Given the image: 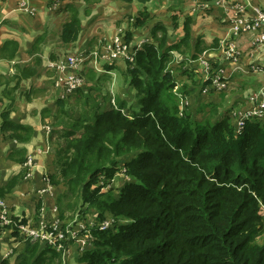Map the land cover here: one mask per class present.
Segmentation results:
<instances>
[{
	"label": "trees",
	"instance_id": "trees-1",
	"mask_svg": "<svg viewBox=\"0 0 264 264\" xmlns=\"http://www.w3.org/2000/svg\"><path fill=\"white\" fill-rule=\"evenodd\" d=\"M64 11L69 17L60 41L73 45L81 31L79 9L72 3ZM148 20L144 9L130 25L137 29ZM191 21L186 17L178 41L168 42L167 28L157 25L152 40L134 45L127 72L139 107L131 113L123 112L125 101L118 100L116 108L101 109L96 103L92 115L75 118L62 99L56 101L51 122L56 127L51 130L55 171L47 180L64 186L60 198H77L95 210L97 221L106 214L127 220L105 230L92 228L93 247L77 255L78 264H264V221L258 214L264 204V119H248L235 132L226 113L210 123L179 108L175 76L168 68L172 52L196 59L205 48L200 39L192 45ZM125 40L132 42L129 29ZM5 48H14V54L17 44L7 41ZM34 73L26 71L27 76ZM181 90L187 92L184 86ZM1 115V127L10 129L11 138L29 141L32 126L7 122L8 114ZM25 154L18 150L9 157L19 155L23 162ZM120 158L125 159L121 164ZM122 169L128 180L113 194L105 187ZM15 183L12 178L0 187V198ZM24 243L16 264H64L54 247L29 239ZM1 264L11 263L3 259Z\"/></svg>",
	"mask_w": 264,
	"mask_h": 264
},
{
	"label": "crops",
	"instance_id": "crops-1",
	"mask_svg": "<svg viewBox=\"0 0 264 264\" xmlns=\"http://www.w3.org/2000/svg\"><path fill=\"white\" fill-rule=\"evenodd\" d=\"M192 1L194 0H150L146 3L137 1L126 3L121 0H0V187L6 186L10 179L16 178L14 187L2 197L14 216L22 215L27 221L28 219L31 221L35 216L36 202L43 200L49 206L47 208L49 211L51 210L53 191L57 192L64 189L63 185L52 186L45 179L47 174L55 171L51 159L53 151L51 145L52 143L55 145L56 138L55 135L51 134V130L56 127L52 126L51 122L58 108L56 101L60 99L59 88L54 86H56V81L62 77L60 72L58 74L57 69L52 65H55V61L62 54L71 51L76 43L80 42L79 46L83 45L82 35L86 40V35L82 33L83 29H81L78 40L73 45H65L60 41L62 25L69 17L67 11H64L65 6L72 3L76 6L78 4H80V7L83 6L87 14L85 18L89 24L93 23L94 26H97L96 28H99L98 26L101 24L105 25V28H101L106 32L102 35L104 39L113 37V33L118 28L114 26L111 29L108 27L106 29V25L111 26L115 21V25L116 22L119 23L120 27H125V31L127 26L132 23L133 17L145 9L149 13L147 23L137 29L132 27L128 29L132 32V38L134 37L135 41L146 42L152 40L153 36L151 30L149 37L146 34L142 35L141 32L145 28L153 29L154 25L157 24L156 22L153 25L155 20L161 21L164 17L168 19L170 14L180 26L181 17L183 23L186 17L179 12L190 11V8L189 10L186 9L190 7ZM206 1L210 5V11L207 10L206 12H209L210 15L213 14L219 22V27L215 28H221L219 32L214 30L218 33L217 36L223 35L225 32L228 35L232 34L228 30L229 28L225 27V21L229 22L227 19L228 14L220 3L213 0ZM240 1L246 2V0ZM252 4L255 7L257 6L254 3ZM253 5H251V8H246V10L251 13ZM103 16L108 17L109 20H104ZM79 18L81 21L80 13ZM164 22L167 23L165 20ZM81 25L83 26V24ZM166 25L168 26V24ZM203 25L204 23L200 27ZM228 25L230 26L229 23ZM86 28H89V25ZM179 28H182L183 31V24ZM192 35L195 37L197 34L191 26V38ZM180 36L182 37L183 34H180ZM246 36L244 39L237 41L239 49H241V57L244 54L246 56L242 59L240 57L235 65L232 64L234 67L226 65L225 69L221 70L231 91L232 83L235 81L244 83L249 89L264 86V51L252 47L249 44L250 37ZM201 38H203V35ZM7 41L16 42L17 48L14 54H12L14 48L3 50V46ZM87 41L93 42L92 39ZM44 47L49 49L46 52L47 56ZM88 48L89 45L86 49ZM248 50L250 51L248 52ZM10 55L12 56L10 57ZM248 60H250V63H248ZM229 63L232 62L229 61ZM53 68L54 70H52ZM27 69H31L35 73L27 76ZM240 79H243L244 82ZM206 81L205 78L204 85L201 86V94L205 95L209 91L217 92L211 87L203 92V87L209 84L206 85ZM38 88L41 90L40 93ZM242 91L229 93L226 98L224 93H219L216 97L212 96L211 100H220L223 101V104L233 103L242 99L240 94ZM187 93H189L188 90L183 98L187 97ZM242 105H244L243 101ZM2 112L8 114L7 122L33 127L34 133L29 141H16L10 137V129H2ZM195 119L199 120L198 118ZM24 149L26 151L25 161H18L19 155L16 158L9 157L12 152ZM28 158H32V166L27 164ZM48 166L49 170H47ZM24 247V241H15L11 232H5L0 238V264L3 259L9 260L11 264H16ZM71 253L73 257H70V259L74 260L77 253L75 251Z\"/></svg>",
	"mask_w": 264,
	"mask_h": 264
},
{
	"label": "rangeland",
	"instance_id": "rangeland-1",
	"mask_svg": "<svg viewBox=\"0 0 264 264\" xmlns=\"http://www.w3.org/2000/svg\"><path fill=\"white\" fill-rule=\"evenodd\" d=\"M251 5L252 3L256 4L257 8L264 9V0H247ZM246 3V2H245ZM255 6V5H253ZM79 13L81 15V29L82 33H84L86 36V40L84 39V35H82V40H84V44L79 46V43H76L74 45V48H72L73 53L79 52L81 50H91L95 46H97L98 56L96 58L90 57V60H88L85 63V70H84V78H85V85L75 90L74 92L68 94L64 98L61 97L62 94H64V87H61L62 81L59 86H54L56 88H59L60 92V99L64 101V110L71 114L73 117H84V115H92L95 110L96 103L99 104L101 109H108V108H114V105L112 103L117 104L118 100L125 101V107L123 108V112L126 114L131 113L133 109H137L139 107L138 103V97H137V91L130 85V76L128 75L127 68V60H132V54L134 52V45H139V41H135L134 37L132 38L131 43H127L125 40V33L128 28L131 27L127 26L126 30L124 31V28L119 26V23L113 21V25L107 26L108 28H113L114 26H117V30L113 34L114 36L109 39H104L102 35H104V30L101 28H105L104 24L99 25V28H96L97 26H94L93 23H88L85 16L87 15L85 13L84 7L78 4ZM190 7H188L186 10H189ZM176 11V10H174ZM210 11V10H208ZM173 12V10H172ZM180 14H183L185 17H190L192 21L191 26L195 30V34H197L195 37L192 35L191 42H195L197 39H200L202 41V44L200 46H205L204 50L201 51L196 59H192L191 53L188 54H180L176 51L172 52L173 54V60L172 63L170 62L168 65V68H172L171 73L175 76L174 80H176L177 85L173 88V92H175L176 96V102L178 103L179 108H183L185 110H188L190 114L198 118L201 122H207V121H215L222 113L228 112L230 108L240 105V103L243 101L244 104H246V99H243V94H246L249 91V87H246L244 83H239V81H235L232 83V91L227 88L223 92H215V91H209L207 94L203 95L201 94V86L203 85V81L206 77H210L211 74H218L217 72L222 69H225L226 65H232L234 63H229L227 58H224L225 55V46L229 43H234L237 48H240L237 41L244 39L247 37L246 35H238V37H234L233 34H223L218 35L217 32H219V29L221 28H215L219 27V22L215 19L214 15L209 12L201 11V12H194L190 9V11H180ZM192 13V15H190ZM213 13V12H212ZM67 14V13H66ZM172 15L170 14V17L163 18L161 21H154L153 25L157 22L155 27L160 24L163 26H167V35H168V42H174L178 41L181 36L180 34H183L181 24L182 17L179 23L175 21ZM65 17V15H64ZM104 20H109L108 17L103 16ZM222 18V17H221ZM171 19V20H169ZM186 19V18H185ZM167 21V23L164 22ZM169 20V21H168ZM170 22V24H169ZM173 22H175L173 24ZM204 25L200 27L201 24ZM226 25L225 27L230 29V26L228 25V21H225ZM177 26L175 27V25ZM89 28H86L88 27ZM152 25V26H153ZM120 27V28H119ZM151 28V26H150ZM228 29V30H229ZM152 29L145 28L143 32H141L142 35H147L149 37V34H151ZM169 31V33H168ZM227 31V30H226ZM117 32V33H116ZM111 34V35H113ZM157 34H160V31H157ZM203 35V38H201ZM109 36V35H108ZM107 36V37H108ZM115 36L118 38V43L120 44H130L131 47H127L128 51L125 53L124 57L121 54H112L111 51L108 49L107 44H110V48L113 50H116L118 48V44L114 43ZM89 39H92V43L90 41H87ZM83 42V41H82ZM251 45V40L250 43ZM89 45V48L86 49V47ZM141 45V44H140ZM70 48V47H69ZM241 50V49H239ZM45 53L49 51L47 47H44ZM250 50H248L249 52ZM66 53V52H65ZM47 56V53H46ZM246 55L241 57H245ZM202 57V59L207 60L210 63L209 67H205L202 65L199 61V58ZM61 57L58 58V60ZM58 60L55 62L58 63ZM129 60V61H130ZM248 63H250V60H248ZM247 63V64H248ZM235 65V64H234ZM232 65L231 67H234ZM107 66H110V70L107 68ZM54 67V65H52ZM175 70H174V69ZM54 70V68L52 69ZM189 71V72H188ZM57 72L59 74V70L57 69ZM89 74V75H88ZM93 74V75H92ZM222 74V73H221ZM244 74V73H242ZM88 75V77H87ZM245 75V74H244ZM61 76V73H60ZM89 76H92L93 78L90 79ZM242 82H244L243 79ZM238 82V83H237ZM88 84V85H87ZM87 85V86H86ZM184 86L185 90L189 93H187V97H184V92L181 90V87ZM39 89V88H38ZM40 90V89H39ZM243 90L241 94V100L234 101L233 103H227L223 104V101L220 100H211L212 96H217L219 93H224V97L226 98L229 93H238L239 91ZM41 90L39 91V93ZM83 92V93H81ZM239 94V95H240ZM44 95V94H43ZM88 95V97H86ZM186 96V95H185ZM195 99V100H194ZM188 103V104H187ZM187 104V105H186ZM209 108V109H208ZM210 122V123H211ZM31 126V125H29ZM56 138V135H55ZM53 145V146H52ZM51 150L52 151V157L56 145L52 143ZM50 159V160H51ZM125 159L120 158L118 160L119 164L123 163ZM49 166L47 170H49ZM47 172V171H46ZM125 181H127V178L122 175V172L120 171L112 180L110 183V186L108 185L105 187V189H108L109 187L112 189L113 194H118V189L124 185ZM63 190L52 193V204H51V210H47L49 207L44 203L43 200L36 202L35 205V216L31 219L30 225L33 227H38L39 222L41 220L43 221H51V220H60L65 225H73L72 227H75L76 221L79 220V216L84 218V223H88L91 218L96 214L94 213L95 210L90 209L87 207V205H82V202L78 200L77 198L67 196L66 198H60L62 196ZM4 202H6L4 200ZM40 202V203H39ZM7 203V202H6ZM264 205V204H263ZM260 209V208H259ZM264 212V210H263ZM259 214V213H258ZM85 215H87L85 217ZM260 215V214H259ZM22 216V215H21ZM108 216V214H106ZM24 217V216H23ZM262 220L263 217H262ZM37 222V223H35ZM72 251L76 252V247L73 246ZM70 257H73V254L71 253L69 255V259L66 258L64 261V264H78L77 259L71 260ZM16 262V261H15ZM14 262V263H15Z\"/></svg>",
	"mask_w": 264,
	"mask_h": 264
},
{
	"label": "built area",
	"instance_id": "built-area-1",
	"mask_svg": "<svg viewBox=\"0 0 264 264\" xmlns=\"http://www.w3.org/2000/svg\"><path fill=\"white\" fill-rule=\"evenodd\" d=\"M213 1L220 3L222 8L227 12V19L230 24L229 30L234 37H238V35H248L251 39V46L256 47L257 50L264 51V10L253 6L252 12H248L246 8H251L252 6L247 0L246 3L240 0ZM209 8L210 5L206 0H194L190 5V9L194 12L207 11ZM143 42L144 41L140 40L137 47ZM114 43L118 44L116 50L111 49L110 44H107L111 53L113 55L116 53L121 54L126 57L125 53L128 51L127 47L130 48L131 45L127 43H118V38L116 36L114 38ZM224 50V58H227L226 60L234 64L239 61L241 50H239L233 42L226 44ZM72 51L75 50L62 54L58 63L56 62L54 65L62 75L55 83L56 86H59L62 81L61 87H64V94L61 95L62 98L85 85V78L83 75V70L86 67L85 63L90 60V57L96 58L98 56L97 46L90 51L81 50L76 53ZM199 61L205 67L210 66V63L202 59V57L199 58ZM217 73L218 74L214 73L211 74L210 77H206L209 84L203 87V92H205L208 87L214 88L217 92H223L227 89L228 83L226 78L220 71ZM242 97L244 100L246 99V104L242 105L241 102L240 105H236L230 108L228 112H224L231 119L235 132H240L248 119L257 118L261 121L264 119V86L256 89H249ZM112 104L116 108L115 103ZM181 110L183 111L184 109L182 108ZM27 164L32 166V158L27 159ZM121 172L128 180V177L125 175V169H122ZM45 179L49 183L47 175ZM259 207L258 213L264 219V205L260 203ZM86 216L87 215H85V217ZM95 217L96 215H94L88 223H84L83 221H85V219L79 216V220L76 221L75 227H72V224L67 226L60 220H41L38 227H33L30 225L29 221H24V219L26 220L25 217L21 215L14 216L6 202H4V199L0 198V238L8 231L12 233V238L15 241L20 240L25 242L26 239L39 241L42 245L52 246L57 251H61L63 261H65L71 254L73 246L76 247L77 255L83 250L93 247V242L96 237L92 234V228L105 230L107 228H113L118 223H125L127 221L124 219L116 220L110 215L99 221H97Z\"/></svg>",
	"mask_w": 264,
	"mask_h": 264
},
{
	"label": "flooded vegetation",
	"instance_id": "flooded-vegetation-1",
	"mask_svg": "<svg viewBox=\"0 0 264 264\" xmlns=\"http://www.w3.org/2000/svg\"><path fill=\"white\" fill-rule=\"evenodd\" d=\"M261 10H264V9H261Z\"/></svg>",
	"mask_w": 264,
	"mask_h": 264
}]
</instances>
